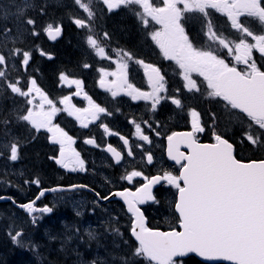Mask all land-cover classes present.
Segmentation results:
<instances>
[{"label": "snow or ice", "instance_id": "6c2138e0", "mask_svg": "<svg viewBox=\"0 0 264 264\" xmlns=\"http://www.w3.org/2000/svg\"><path fill=\"white\" fill-rule=\"evenodd\" d=\"M54 4L62 15H50L48 9L53 5L47 0L36 10L35 16L27 14L35 10L33 0H20L14 4L15 12L3 14L5 23L0 26V161L18 162L23 149L36 142L42 133H47L49 143L59 146L58 154L48 156L49 160L72 172L86 171L85 161L72 148L75 140L55 122L58 114L66 113L83 129L94 125L103 130V135L118 136L126 152L118 151L111 143L103 148L114 158L113 166H119L126 157L135 160L137 153L142 163L154 165V154L145 147V144H152L146 132L160 136L156 115L163 105L171 104L186 110L190 124V130L172 132L166 137L167 158L179 165L178 174L164 168L151 176L145 175L143 170H132L126 171L120 179L132 183L134 178H142L144 183L135 191L125 188L102 194L89 188L96 197L94 205L100 206L102 201L110 202L120 197L133 216L130 233L134 239L131 241L124 239L116 226L118 218L110 216L101 225L104 232L120 238L119 243L113 240L116 248L122 244L127 249L121 264H184L183 258L189 254L208 261L222 259L233 264H264V159L248 162L237 159L236 142H230L218 131L221 114L210 111V122L205 121L204 113L189 103L198 96L222 103L228 123L235 120L239 126V143L264 147V65L258 66L253 58L254 50L264 58V30L258 33L250 26L255 21L264 29V0H162V6H156L152 0H54ZM214 12L226 18V29L215 22ZM121 13L135 17L145 31L146 40L154 43L166 60L175 62L176 75L182 81L180 86L171 88L167 73L160 67L119 46L106 20ZM9 18L11 27L7 24ZM65 18L82 37L86 58L78 67L81 71L94 69L99 74V86L117 101L115 107L102 106L87 93L83 96L87 107L73 104V97H79L83 91L84 80L67 69L58 71L56 82L58 87L67 88L69 94L54 99L39 83L35 75L38 69L33 66L35 55L48 60L55 57L36 41L42 36L50 41L60 38ZM153 22L161 27L150 30ZM189 25H199L197 37L186 30ZM198 40L200 46H197ZM88 57L93 62H89ZM104 61L114 64L115 69L109 71L97 66ZM131 64L145 70L147 90L130 81ZM194 73L202 78L201 82L193 77ZM105 77L114 79L106 81ZM119 97L144 102L147 118L138 121L133 117L129 121L134 126L135 136L143 143H130L128 138L110 129L109 118L123 114L119 106L123 101L118 100ZM8 101H11L10 106ZM206 130L211 131L213 143L199 142V135ZM84 143L102 148L95 137L86 138ZM182 144L188 149L186 153L180 151ZM69 164L73 166L69 168ZM105 181L111 183L106 177ZM23 184L35 185L38 195L27 203L4 196H0V200H11L14 206L24 210L31 217L29 223L33 227L44 214L54 210V206H36L46 193L88 188L87 185L44 188L39 176L25 178ZM156 186L175 190L170 206L177 214L180 230L173 228L165 232L146 226L140 205L149 201L160 203L153 192ZM36 212L41 215H34ZM7 229L6 235L14 245L39 254V245L23 227L13 222ZM79 234L80 229L76 228L67 239L61 240L62 246L73 238L79 239ZM85 234L90 241L99 242L98 232L90 228ZM85 264L98 262L93 259Z\"/></svg>", "mask_w": 264, "mask_h": 264}, {"label": "flooded vegetation", "instance_id": "af4514ba", "mask_svg": "<svg viewBox=\"0 0 264 264\" xmlns=\"http://www.w3.org/2000/svg\"><path fill=\"white\" fill-rule=\"evenodd\" d=\"M213 19L222 29L227 28L226 18L220 13L214 12ZM242 19L244 18L242 17ZM136 21L137 20H135L133 16L121 13L118 16H112L111 18L107 19L106 25L108 29L110 26L111 30L115 33V41L118 42L121 48L132 52L138 58L144 59L147 63H152L160 67L163 72L167 73L166 79L168 80L171 88L174 89L175 87L180 86L182 81L176 75L175 62L166 60L160 53L159 48L150 40H146L145 31L142 30V26L139 25L140 23ZM135 22L139 24L136 25ZM119 23H127L131 26L132 32L130 36H124L117 32V24ZM250 26L254 31L258 33L261 32V26L257 22L252 21ZM160 27V25H157V27L154 29H159ZM150 30H153L151 24ZM186 30L190 32L192 37H197L199 25H189ZM65 38L67 40V46L72 49V52L77 59L68 60L64 69L74 72L78 77L84 80V86L81 95L79 97H73L72 103L80 108L87 107V101L83 99L84 93H87L93 98V100H95L97 103H100L102 106H106L110 109L115 107L117 101H114L110 93L99 86V74L94 69L85 70L83 72L78 67V65L86 58V53L84 51L81 34L70 23L68 31L65 34ZM134 38L139 40L138 43L136 40L133 41ZM115 46L116 45L114 43L113 47ZM197 46H200L199 40L197 41ZM253 58L257 61L258 66L264 65V58L260 56L259 52L254 50ZM88 60L89 62H93L91 57H88ZM232 63L234 64L235 61L232 60ZM97 66H103L109 71L114 70L116 67L114 64H109L107 61L100 62L97 64ZM240 67L242 68L243 65H240ZM144 71L145 70L141 66L131 64L129 67V79L136 87L147 90L148 80L144 74ZM193 77L197 79L198 82L202 81V78L195 73L193 74ZM112 79L114 78L105 77L106 81ZM56 81L57 80L51 81L49 85L57 88L58 86ZM58 89H61V87H58ZM64 89V94H69V90L67 88ZM60 92L61 91L57 90L56 93L60 94ZM53 98L55 99V97ZM117 99L124 102L120 103L119 105L123 114H117L115 117L109 118L107 122L109 123L110 129L128 138L130 143H143L135 136L134 126L130 124L129 121L133 117H135L138 121L141 118H147L145 114L146 107L144 102H132L127 97H119ZM189 103L204 113L203 119L205 121H209L208 113L210 111L221 114V122L218 131L224 133L226 138L230 139V142H236V150H254L261 159H264V147L257 148L248 146L247 144L239 143L240 137L237 134L239 132V126L235 120H233L232 123H228V118L223 115L224 106L222 103L206 100L202 96L193 98L189 101ZM156 119L160 123V127L158 129L160 136H156L154 132H146V134L150 136L152 144H145V147L150 149L154 154L155 164L146 165L145 163H142L139 153H137L135 160L126 157L119 166H113L115 165L114 158L111 156V153L104 151L103 148H106L107 144L111 143L117 148L118 151H121L122 153L126 152V149L122 148V141L119 140L118 136L108 137L103 135V130L98 129L94 125H90L89 129H83L79 126V122L76 121L74 117H69L66 113L58 114L56 122L59 123L60 126L66 131H68L69 135H71L75 140V143L72 144V148L79 152L81 159L85 161L84 167L86 171L78 170L76 172H72L68 169L60 167L59 165H56L53 160H49L48 156L54 153L58 154V145H52V150L45 158L46 162L38 164V166L32 168V170L34 172L38 171L37 174H40L46 178L47 183L41 180L42 187L45 188H52L54 186L69 187L71 185H87L88 188H79L75 189V192H66L64 194L52 195L49 198H42L37 203V206H54V210L51 214H44L37 226L33 227L31 224L30 225L31 228L34 229L31 230L32 232L34 231V234L38 229L41 231H45L47 229L48 231H45L44 233L48 235L54 234V237H56V242L54 243L56 244L61 243V240L63 239H67L69 235L74 233L76 228L80 229L79 239L73 238L66 246H62L61 244V247L67 254V264H85V260L83 258H86V256L85 254L81 253L83 250H94L95 246L108 244L107 238L101 240V238H103L106 234H109L104 232V228L101 225L104 221H107L110 216L118 218L119 223L122 221H127L130 218H128V216L123 213V211H125V207L119 200L112 199L110 202L102 201L100 206L94 205L93 201L94 199L96 200V197L92 191H89V188L96 189L102 194L111 190L122 191L125 188L135 191V189L144 183V181L142 178H134L132 183L121 180V176L125 175L126 171L130 172L132 170H143L145 175L149 176L157 174L161 168L174 171L175 173L179 171V167L171 165L167 160L166 137L172 132H184L190 130L189 118L186 114V110L182 111L175 108V106L171 104H165L162 106L160 112L156 115ZM66 121L67 123H65ZM92 137L96 138L97 142L102 145V148H97L84 143L86 138ZM212 139L211 131L209 130H206L205 133L199 135V142L201 143L214 142ZM72 166L73 165L69 164V168ZM105 177L108 181H111V183H106ZM65 181H67L68 184L65 183ZM38 191V188L35 185H32L31 192L29 193V196L26 198V200L34 199L38 195ZM153 192L157 196V199L160 200V203L155 204L148 202L144 205H140L141 210L144 212L146 217H148V219L150 217L152 220H156L155 223L160 221V219H166L167 223L170 224L173 221L172 217L174 212L170 205L174 198L173 194L175 190H165L160 188V186H156L154 187ZM82 203L86 205V208L83 207ZM93 208H95V214H92ZM77 212L80 213L79 216L77 215ZM27 222L28 221H25V224ZM85 222L88 223L84 224ZM124 224V229H126L127 223ZM150 226H152L151 223ZM90 228L94 232L99 233V242L96 240L90 241L86 236L85 233ZM86 243L88 245H85Z\"/></svg>", "mask_w": 264, "mask_h": 264}, {"label": "trees", "instance_id": "16d2710c", "mask_svg": "<svg viewBox=\"0 0 264 264\" xmlns=\"http://www.w3.org/2000/svg\"><path fill=\"white\" fill-rule=\"evenodd\" d=\"M46 19V18H45ZM117 32H121L124 36H130L132 29L131 26L127 23L117 24ZM119 35V34H118ZM133 37V35H132ZM136 40L135 38L133 41ZM139 40H136L138 43ZM37 44L41 45L45 50L51 53L55 58L53 60H48L46 57H41L38 54L34 58V67L38 69V72L35 73L39 77V82H49L54 80L55 75L61 70L63 64H66L68 60H76L72 49L67 45H57L48 44L45 37L42 36L39 40L36 41ZM36 65V66H35ZM44 77V78H43ZM46 78V79H45ZM46 80V81H45ZM47 142L41 135L37 142H34L29 146V148H24L22 151V156L26 161H30L32 167H37L38 164L45 163L47 156ZM9 183V180H8ZM2 207V206H0ZM12 224V221L6 217L0 215V264H52L49 260V255H51V244L52 242L45 240L39 241L38 245L44 246L45 249L39 248V254L32 251H28L25 248L17 247L14 245L9 237L6 235L7 226ZM27 228H31L29 222L25 224ZM98 248V246H95ZM20 249L23 250L22 257L18 262V256ZM92 255V249L88 251V256ZM56 256V255H55ZM123 253H119L118 257L121 258ZM9 258V259H8ZM52 258V257H51ZM14 259V260H13ZM55 264H64V259L62 255L58 253V257L53 259ZM14 262V263H13ZM117 263H121L120 260H117ZM189 264H200L195 259H189Z\"/></svg>", "mask_w": 264, "mask_h": 264}, {"label": "rangeland", "instance_id": "374dc122", "mask_svg": "<svg viewBox=\"0 0 264 264\" xmlns=\"http://www.w3.org/2000/svg\"><path fill=\"white\" fill-rule=\"evenodd\" d=\"M20 1H16L14 4H16V3H19ZM35 2H36V0H33V8H34V4H35ZM48 3H50V4H52V5H54L53 3H54V0H49L48 1ZM156 3L157 4H162V0H156ZM16 11V8H15V10H14V12ZM29 11H33V10H29ZM0 13L1 14H4V13H2V10H0ZM119 30V29H118ZM121 33V32H120ZM122 34V33H121ZM123 35V34H122ZM2 171L4 172V173H6V174H12V175H14V174H18L19 172H21V168L20 167H18V168H14L13 166H12V163L11 162H6V161H2ZM2 187V189H4L5 187H7L3 182H0V188ZM11 216L12 217H16L15 216V214L14 215H12L11 214ZM17 218V217H16ZM59 252L60 253H62V255L63 256H65V250L63 249V250H59ZM18 262H20L19 260H18ZM14 263V262H13Z\"/></svg>", "mask_w": 264, "mask_h": 264}, {"label": "water", "instance_id": "95a60500", "mask_svg": "<svg viewBox=\"0 0 264 264\" xmlns=\"http://www.w3.org/2000/svg\"><path fill=\"white\" fill-rule=\"evenodd\" d=\"M123 200V199H122ZM124 201V200H123ZM127 206V205H126ZM190 255H193V256H196L197 258H199L200 260H202L203 262H206V263H220V262H223V263H227V264H233V262L231 261H225V260H213V261H208V260H205L203 257H199L195 254H189Z\"/></svg>", "mask_w": 264, "mask_h": 264}, {"label": "bare ground", "instance_id": "6f19581e", "mask_svg": "<svg viewBox=\"0 0 264 264\" xmlns=\"http://www.w3.org/2000/svg\"><path fill=\"white\" fill-rule=\"evenodd\" d=\"M72 34V33H71ZM74 65V64H73ZM77 65V64H76ZM34 66V65H33ZM36 66V65H35ZM75 66V65H74ZM78 68V67H77ZM79 69V68H78ZM75 70V69H74ZM84 72V71H83ZM82 73V72H81ZM44 78V77H43ZM46 79V78H45ZM46 81V80H45ZM44 82V81H43ZM124 103V102H123ZM194 103V102H193ZM196 105V104H195ZM124 107V106H123ZM200 108V107H199ZM206 113H208V112H206ZM31 168V167H30ZM32 169V168H31ZM40 170V169H39ZM100 170V169H99ZM38 172V171H37ZM36 172V173H37ZM41 172H42V170H41ZM40 175V174H39ZM52 182V181H51ZM54 182V181H53ZM61 183V182H60ZM65 183H67V181H65ZM53 184V183H52ZM63 184V183H62ZM68 184V183H67ZM69 186V185H68ZM55 187V186H54ZM111 190V189H110ZM112 191V190H111ZM104 193V192H103ZM94 198V197H93ZM95 200V199H94ZM16 216V215H15ZM16 218V217H15ZM13 223V222H12ZM10 224V223H9ZM22 225V224H21ZM45 228V227H44ZM25 229H26V232L29 234L30 232H31V228H27L26 226H25ZM54 230V229H53ZM45 231H48L47 229L45 230ZM45 231H43V232H45ZM34 232V231H33ZM36 232V231H35ZM51 232V231H50ZM56 234V233H55ZM48 235V234H47ZM53 236H54V234H53ZM46 239H42V240H40V241H45ZM49 241V240H48ZM51 242V241H50ZM9 259V258H8ZM14 260V259H13Z\"/></svg>", "mask_w": 264, "mask_h": 264}]
</instances>
